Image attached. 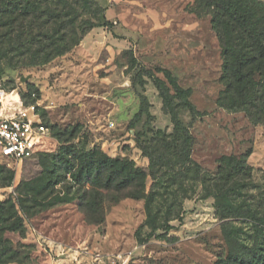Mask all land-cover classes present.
I'll return each mask as SVG.
<instances>
[{
  "label": "rangeland",
  "instance_id": "1",
  "mask_svg": "<svg viewBox=\"0 0 264 264\" xmlns=\"http://www.w3.org/2000/svg\"><path fill=\"white\" fill-rule=\"evenodd\" d=\"M65 1L72 7L82 3ZM76 18L74 25L84 27L85 35L45 65L27 66L29 52L13 49L14 39L0 40L8 50L0 56V85L8 98L37 88L41 118L55 125L47 145L19 167L18 183L3 186V201L15 204L22 226L1 230L0 244L14 257L0 256V264H48L44 239L63 243L89 264L118 253L130 264H222L228 249L225 223L232 218L219 217L214 198L203 197L202 184L188 177L187 165L175 182L161 185L150 174L145 179L144 191L155 193L154 206L176 208L178 219L168 222V231L160 225L163 217L152 230L144 199L128 197L126 190L76 183L62 168L73 150L98 148L149 173L147 152L167 147L173 130L159 83L192 137L190 158L202 172L214 173L223 155L248 152L249 206L259 222L264 215V123L217 103L225 89L224 59L210 15L195 0H86ZM41 38L45 48L39 59L52 49L49 39ZM139 94L146 99L144 111ZM58 132L67 133L61 138ZM158 160L157 170L169 173ZM94 199L96 207L89 205ZM232 223L242 230L240 242L251 246L260 240L251 222L233 218Z\"/></svg>",
  "mask_w": 264,
  "mask_h": 264
},
{
  "label": "trees",
  "instance_id": "2",
  "mask_svg": "<svg viewBox=\"0 0 264 264\" xmlns=\"http://www.w3.org/2000/svg\"><path fill=\"white\" fill-rule=\"evenodd\" d=\"M195 1L210 15L224 59L225 89L217 103L230 111H243L254 123H264V2L260 0ZM67 3L65 0H0V40L14 39L16 45L13 49L24 48L29 52L31 59L27 62V66L45 65L55 57L68 52L85 35L86 29L81 27L78 30V26L74 24L77 23L78 7L86 5V0H82L81 6L77 7ZM68 17L70 20L64 21V18ZM68 25L71 26L70 33L66 31ZM89 26L91 28L94 25L90 23ZM41 37L49 39L48 44L52 49L47 53L44 52V56L39 59V54L45 48ZM1 46L0 56H4L8 50ZM156 88L163 100L164 109L170 113L173 130L167 135L169 138L167 147L154 146V150L147 152L149 173L127 158L110 157L98 148L73 150L72 160L63 158L62 168L76 183H88L93 189L106 191L126 190V196L144 199V207L152 230L158 229L159 224L156 222L163 217L164 220L160 225L168 231L172 228L168 222L178 219L176 208L166 207L163 210L154 206L155 193L144 191L145 179L150 174L153 179L157 178L161 185L168 179L175 182L177 172L187 165L185 172H190V175H186H189L188 177L193 181L201 182L204 198H214V207L219 217L251 222L254 224L255 233H259L260 240L249 246L238 240V233L242 231L240 226H233L232 220L226 222L225 224L229 226L225 229L228 249L222 264H264V215L256 223L257 216L249 206L251 166L247 162L248 152L239 156L223 155L218 159L214 173L202 172L198 164L190 158L192 137L179 119L172 98L159 83L156 84ZM37 91V88L29 89L21 95L25 105L38 100ZM25 97L28 101L24 100ZM139 99L141 111H144L145 96L139 94ZM45 124L49 125L51 130L55 128V125L47 122ZM74 131L71 132L70 137L73 136ZM66 133L58 132L56 135L59 134L62 138ZM140 145L142 147V144ZM158 159H162L163 165L170 169L169 173L167 170L162 173L157 170ZM73 160L75 162H71ZM156 173H158L157 177ZM13 177V170L0 164V187L10 184ZM161 177H165L164 181L160 180ZM64 178H66L65 174L62 175L61 181ZM59 182L60 180L56 179L54 183ZM84 199L86 200V197ZM89 205L96 207L95 199L89 202ZM21 226L22 219L17 215L15 204L8 199L1 201L0 232L14 231ZM6 249L0 244V256L13 258L11 250Z\"/></svg>",
  "mask_w": 264,
  "mask_h": 264
},
{
  "label": "built area",
  "instance_id": "3",
  "mask_svg": "<svg viewBox=\"0 0 264 264\" xmlns=\"http://www.w3.org/2000/svg\"><path fill=\"white\" fill-rule=\"evenodd\" d=\"M7 94L0 85V160L13 170L15 185L19 167L47 145L52 130L41 118L38 100L25 105L18 93L15 92V98H8ZM5 189L0 187V202L5 198ZM44 241L48 264H89L71 254L63 243L51 239ZM128 259L125 254L118 253L100 264H128Z\"/></svg>",
  "mask_w": 264,
  "mask_h": 264
},
{
  "label": "water",
  "instance_id": "4",
  "mask_svg": "<svg viewBox=\"0 0 264 264\" xmlns=\"http://www.w3.org/2000/svg\"><path fill=\"white\" fill-rule=\"evenodd\" d=\"M27 78H21L22 81H25Z\"/></svg>",
  "mask_w": 264,
  "mask_h": 264
}]
</instances>
